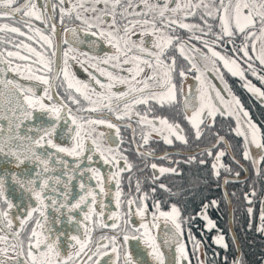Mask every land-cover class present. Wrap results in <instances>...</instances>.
<instances>
[{"label": "snow or ice", "instance_id": "1", "mask_svg": "<svg viewBox=\"0 0 264 264\" xmlns=\"http://www.w3.org/2000/svg\"><path fill=\"white\" fill-rule=\"evenodd\" d=\"M233 78L264 106V0H0V264H249L191 228L264 181Z\"/></svg>", "mask_w": 264, "mask_h": 264}, {"label": "flooded vegetation", "instance_id": "2", "mask_svg": "<svg viewBox=\"0 0 264 264\" xmlns=\"http://www.w3.org/2000/svg\"><path fill=\"white\" fill-rule=\"evenodd\" d=\"M80 71L81 76H84L82 70ZM252 79L253 83L259 86L258 81L255 78ZM219 85V81H214ZM229 83L233 88L234 92L240 96L242 102L249 109L253 118L256 120L261 119V110L264 106L261 105L260 101L255 97H252L250 93L246 92L241 84L236 79H230ZM227 159V158H225ZM105 171H107L105 169ZM195 173V170H193ZM241 179L239 182L230 181L227 187V194H225V188L223 185L220 186L219 190L215 186L205 188L201 191L200 195H207L210 199L216 198L221 201L218 208H210L208 210L209 218L215 223V228L209 230L204 229L201 224L202 218H197L192 224L191 228L196 234L197 239L202 240L203 243L208 246L211 245L213 248L216 246L211 240L212 235L217 233L226 235V239L231 240L233 235L240 241V250L246 254L249 264H258L262 254H264V236L256 233L254 230L247 228V207L251 206L255 213V221L259 222V211L261 207L259 197H264V181H257L256 188L258 196L254 198L253 203L249 205L243 200V193L248 191V185L252 182L253 176L247 172L241 170ZM190 177H185L188 179ZM175 184L181 182L180 178H174ZM235 193V195H233ZM199 202V196L196 198V203ZM189 207H195L196 204L189 201ZM160 231H163V223L161 222ZM191 249V244H189ZM167 251V249H165ZM209 259H211V252H209Z\"/></svg>", "mask_w": 264, "mask_h": 264}]
</instances>
